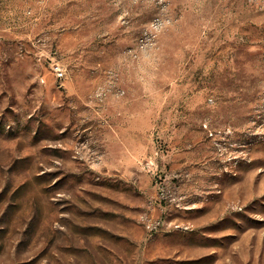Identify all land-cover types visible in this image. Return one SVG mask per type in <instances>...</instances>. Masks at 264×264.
Here are the masks:
<instances>
[{"label":"rangeland","instance_id":"obj_1","mask_svg":"<svg viewBox=\"0 0 264 264\" xmlns=\"http://www.w3.org/2000/svg\"><path fill=\"white\" fill-rule=\"evenodd\" d=\"M0 264H264V0H0Z\"/></svg>","mask_w":264,"mask_h":264},{"label":"built area","instance_id":"obj_2","mask_svg":"<svg viewBox=\"0 0 264 264\" xmlns=\"http://www.w3.org/2000/svg\"><path fill=\"white\" fill-rule=\"evenodd\" d=\"M52 70H53V73H54L56 79L61 80L64 77L63 71L61 70V68L59 66H57V65L54 66Z\"/></svg>","mask_w":264,"mask_h":264}]
</instances>
